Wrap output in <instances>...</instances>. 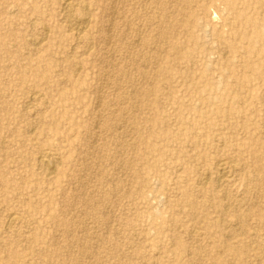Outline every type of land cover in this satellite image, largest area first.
<instances>
[{
	"label": "rangeland",
	"instance_id": "rangeland-1",
	"mask_svg": "<svg viewBox=\"0 0 264 264\" xmlns=\"http://www.w3.org/2000/svg\"><path fill=\"white\" fill-rule=\"evenodd\" d=\"M71 1L0 0V264H264V0Z\"/></svg>",
	"mask_w": 264,
	"mask_h": 264
},
{
	"label": "bare ground",
	"instance_id": "bare-ground-1",
	"mask_svg": "<svg viewBox=\"0 0 264 264\" xmlns=\"http://www.w3.org/2000/svg\"><path fill=\"white\" fill-rule=\"evenodd\" d=\"M81 3V2H80ZM62 6H63V8H62V11L64 12V15H65V17L66 18H68V20H69V17H70V15H71V12H72V10L74 9V7H75V3L73 2V1H71V0H63V2H62ZM145 5V4H144ZM77 6V5H76ZM86 10V9H85ZM113 14V13H112ZM72 16V15H71ZM108 18V17H107ZM88 20V19H87ZM87 20L86 19H81V20H78L76 23H70L72 26H70V28H71V30L72 31H74V33L78 36V35H81V33H83V31H84V29H85V24H87ZM75 21V20H74ZM69 22H70V20H69ZM89 22V21H88ZM89 25V24H88ZM87 28V27H86ZM44 30V29H43ZM69 32V31H68ZM48 33V32H47ZM75 35V36H76ZM157 39V38H156ZM77 42V41H76ZM39 43V42H38ZM136 44V43H135ZM76 46V45H75ZM90 47V46H89ZM91 48V47H90ZM87 53V52H86ZM224 55H225V52H224ZM225 58V57H224ZM145 65V64H144ZM75 67V66H74ZM77 71V70H76ZM78 73V72H77ZM35 94V93H34ZM40 95V94H39ZM39 97V96H38ZM99 97V96H98ZM36 99V97H32V100L34 101ZM36 101H37V99H36ZM126 101V100H125ZM35 102V101H34ZM28 104V103H27ZM33 104V103H32ZM30 105V104H29ZM28 106V105H27ZM28 108V107H27ZM105 111V110H104ZM127 111V110H126ZM100 118V117H99ZM3 143V142H2ZM3 145V144H2ZM92 147V146H91ZM54 155V154H53ZM91 156V155H90ZM39 161H38V163H39V165L40 166H44L49 172H48V174H52V173H54V170H55V168L53 167V165H52V163L53 162H51V157L48 155V154H43V155H41L40 157H39V159H38ZM222 162H224V161H222ZM231 162H229V164H230ZM61 164V163H60ZM232 164V163H231ZM230 164V165H231ZM216 165V164H215ZM233 165V164H232ZM217 166H219V168L221 169V171H224V169H225V165L223 164V163H221V164H219L218 163V165ZM232 167V166H231ZM233 168V167H232ZM51 170V171H50ZM223 173V172H222ZM47 174V175H48ZM87 174V173H86ZM46 175V174H45ZM239 175V174H238ZM223 176H225L224 174L222 175V177ZM231 176V175H230ZM204 177V176H203ZM208 177V176H207ZM207 177H205V178H207ZM204 178V180L202 181V183H205L206 182V179ZM220 178V177H219ZM223 179V178H222ZM221 179V180H222ZM202 180V179H201ZM221 180H219V182L221 181ZM198 183V182H197ZM218 183V182H217ZM199 184H201V183H199ZM221 185V184H220ZM204 186V185H203ZM205 186H206V184H205ZM218 186V185H217ZM203 189V188H202ZM218 189V188H217ZM224 194V193H223ZM227 209V208H226ZM17 222V218H16V216H14V215H8V218H7V224L8 225H11V224H14V223H16ZM7 226V225H6ZM10 227V226H9ZM6 228H8V227H6ZM226 229V228H225ZM202 235V234H201ZM227 238V237H226ZM98 240V239H97Z\"/></svg>",
	"mask_w": 264,
	"mask_h": 264
}]
</instances>
